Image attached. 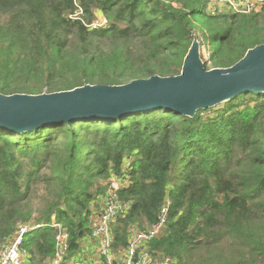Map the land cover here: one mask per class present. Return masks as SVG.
Masks as SVG:
<instances>
[{"label":"trees","instance_id":"16d2710c","mask_svg":"<svg viewBox=\"0 0 264 264\" xmlns=\"http://www.w3.org/2000/svg\"><path fill=\"white\" fill-rule=\"evenodd\" d=\"M213 1L0 0V93L175 76L200 28L205 68L232 66L264 44V0L251 13L219 11ZM100 17L106 24L90 28ZM112 183L128 204L110 225L113 253L126 248L130 227L155 224L168 203L151 252L174 264L202 251L214 258L204 264H264V94H239L193 117L157 110L0 130V249L17 227L41 224L24 236L22 260L50 264L54 223L78 255Z\"/></svg>","mask_w":264,"mask_h":264},{"label":"water","instance_id":"95a60500","mask_svg":"<svg viewBox=\"0 0 264 264\" xmlns=\"http://www.w3.org/2000/svg\"><path fill=\"white\" fill-rule=\"evenodd\" d=\"M198 49L194 37L175 76L86 84L54 93H0V130L22 134L62 122L111 123L157 110L193 117L239 94H264V44L249 49L232 66L210 70Z\"/></svg>","mask_w":264,"mask_h":264},{"label":"built area","instance_id":"2783aa9c","mask_svg":"<svg viewBox=\"0 0 264 264\" xmlns=\"http://www.w3.org/2000/svg\"><path fill=\"white\" fill-rule=\"evenodd\" d=\"M217 1V0H215ZM225 8L220 11L231 13H251L258 11L263 0H220ZM106 24L105 19H99L90 28L95 29ZM198 52L206 62L209 53L204 45L199 44ZM99 213L91 218V230L83 240L78 255L69 253L67 234L58 224L51 227L57 231L55 235L54 254L50 264H174V261L164 255L151 252L149 242L160 236L165 230L168 203L160 210L157 222L144 229L130 227L128 229L127 246L121 252L113 253L110 225L119 215H124L128 204L118 201L116 191L118 184L112 183ZM43 228L41 224L21 225L17 227L12 237L0 249V264H24L20 247L23 238L31 231Z\"/></svg>","mask_w":264,"mask_h":264},{"label":"rangeland","instance_id":"374dc122","mask_svg":"<svg viewBox=\"0 0 264 264\" xmlns=\"http://www.w3.org/2000/svg\"><path fill=\"white\" fill-rule=\"evenodd\" d=\"M221 3V1L220 0H217V1H213L212 3L214 4V6L220 11V9H223V8H225V6H223V5H221L220 7H219V3ZM99 19H102V17H100ZM198 26H200V25H198ZM196 30H198L197 31V34L195 35L194 34V37L195 38H197V40H198V42H199V37H202V35H203V33H202V29L200 28V29H196ZM201 61H202V63H204L205 61H204V59H203V57H201ZM207 69L208 70H210V69H213V68H210V66L209 67H207ZM222 104V103H221ZM221 104H219V105H221ZM224 248H225V246H223ZM201 254H203V255H198V256H200V257H198L197 256V254L196 253H193L191 256H190V258H187V261H186V263L187 264H204L202 261L203 260H213L214 258L213 257H210V255H209V253H206V254H204V252L202 251V252H200ZM196 254V255H195ZM189 259V260H188ZM205 264H214L213 262H209V263H205Z\"/></svg>","mask_w":264,"mask_h":264}]
</instances>
